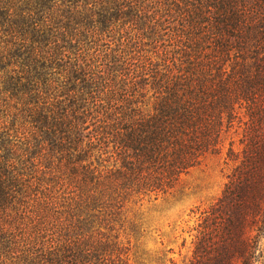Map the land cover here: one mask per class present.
<instances>
[{
  "label": "trees",
  "instance_id": "trees-1",
  "mask_svg": "<svg viewBox=\"0 0 264 264\" xmlns=\"http://www.w3.org/2000/svg\"><path fill=\"white\" fill-rule=\"evenodd\" d=\"M263 112L264 0H0V264H131L134 211Z\"/></svg>",
  "mask_w": 264,
  "mask_h": 264
},
{
  "label": "rangeland",
  "instance_id": "rangeland-1",
  "mask_svg": "<svg viewBox=\"0 0 264 264\" xmlns=\"http://www.w3.org/2000/svg\"><path fill=\"white\" fill-rule=\"evenodd\" d=\"M260 115L256 155L242 154L243 127L230 131L221 153L191 170L175 192L134 211L144 232L130 238L131 264H264V112ZM242 160L254 165L236 196L226 199L225 188ZM220 217V235L200 241V226H215Z\"/></svg>",
  "mask_w": 264,
  "mask_h": 264
}]
</instances>
